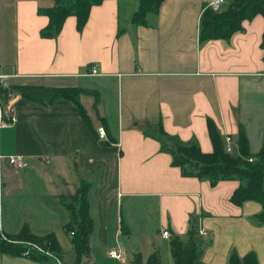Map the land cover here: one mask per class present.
Here are the masks:
<instances>
[{"label":"crops","instance_id":"obj_1","mask_svg":"<svg viewBox=\"0 0 264 264\" xmlns=\"http://www.w3.org/2000/svg\"><path fill=\"white\" fill-rule=\"evenodd\" d=\"M209 1L162 0L144 24H135L130 16L138 0H100L82 30L68 16L56 37L44 38L39 31L48 18L37 10L54 0H0V74L9 75V85L96 91L78 97L88 121L72 101L46 105L16 92L15 121L0 127L1 233L25 225L34 234L53 233L61 264H72L63 200L86 183L93 228L82 264H129L133 253L156 249L163 264H173L161 231L184 236L196 215L209 239L204 264H227L231 250L254 252L264 264V224L251 219L260 204L230 201L237 180L212 185L184 176L159 141L143 132L161 122L168 134L195 140L208 153L210 119L223 144L236 149L243 128L250 152L260 149L264 17L243 20L229 39L201 41L200 16ZM12 155H21L25 166H11ZM110 248H118L122 259L108 255ZM0 264L39 263L0 253Z\"/></svg>","mask_w":264,"mask_h":264},{"label":"trees","instance_id":"obj_2","mask_svg":"<svg viewBox=\"0 0 264 264\" xmlns=\"http://www.w3.org/2000/svg\"><path fill=\"white\" fill-rule=\"evenodd\" d=\"M100 0H54L49 7H39L38 13L47 16L48 22L39 31L41 37H56L68 16L76 17L77 30H82L87 22L89 11ZM162 0H138L137 8L132 12L130 21L144 24L149 12H157ZM257 14L264 17V0H227V4L219 11H213L204 6L200 16L199 39H229L235 32L241 30L242 21L251 19ZM123 28H119V32ZM260 47L264 57V32ZM9 89L21 93L44 104H52L55 100L65 99L77 104L79 112L88 121L84 109L78 101L80 93L96 94V91L79 87H43L33 85H9ZM7 89L0 91L4 102L7 100ZM208 135L212 151H201L195 140L182 142L177 136L168 134L161 122L152 129H143L147 136L157 139L160 150L172 157V164L181 169L184 176H194L207 180L215 185L222 180H237L238 187L233 191L230 201L241 205L246 201H256L260 211L252 216L256 225L264 224V133L260 149L256 153L249 150L248 140L243 128H240L237 148L231 153L225 151V144L212 120L207 121ZM89 185L80 183L70 196V201H64L70 220L64 225L71 234L75 257L72 264H82L89 255V237L93 228L92 218L88 212L87 192ZM199 216L191 217L190 227L184 236L172 234L169 237L170 253L173 264H204L202 254L209 239L198 233ZM38 245L43 252L31 244ZM27 252V254L25 253ZM48 252L49 254H46ZM0 253L9 256H25L39 264H58L63 251L53 233L34 234L25 225L17 233L0 232ZM129 264H163L160 252L156 249L146 260L140 252L133 253ZM227 264H260L254 252L239 256L230 251Z\"/></svg>","mask_w":264,"mask_h":264},{"label":"built area","instance_id":"obj_3","mask_svg":"<svg viewBox=\"0 0 264 264\" xmlns=\"http://www.w3.org/2000/svg\"><path fill=\"white\" fill-rule=\"evenodd\" d=\"M227 4V0H210L205 7L212 9L213 11H219L222 7H224ZM97 69L96 67H91L90 68V73L91 74H96ZM9 78V75L7 74H0V91L2 89H7L6 96L7 100L6 102L3 101L0 95V127H5L7 124L13 123L15 121V113H14V104L16 101V92L9 89V84L7 82V79ZM97 134L100 139H104L106 137L105 129L103 126L97 127ZM230 138L226 137V142H229ZM225 151L231 153L233 149L229 146V144H225ZM8 163L11 166H17V167H23L25 166L26 162L23 159L21 155H12L7 157ZM43 160L45 162H49V160L46 157H43ZM198 233L206 237L207 236V231L199 227ZM73 234V232H71ZM161 235L164 238H169L171 236V233L167 230L164 229L161 231ZM31 244L34 248H36L38 251L43 252V249L39 247L36 244L29 243ZM27 254V252H25ZM46 254H49L48 252H45ZM108 255L117 258V259H122V254L118 248H110L107 250ZM50 255V254H49ZM58 264H61L60 261L56 260Z\"/></svg>","mask_w":264,"mask_h":264},{"label":"rangeland","instance_id":"obj_4","mask_svg":"<svg viewBox=\"0 0 264 264\" xmlns=\"http://www.w3.org/2000/svg\"><path fill=\"white\" fill-rule=\"evenodd\" d=\"M1 196V195H0ZM0 201H1V198H0ZM68 235V234H67ZM143 258H145L144 260H146V258H147V253H144L143 255ZM51 264H54L53 262H51ZM63 264H67L66 262H63Z\"/></svg>","mask_w":264,"mask_h":264}]
</instances>
